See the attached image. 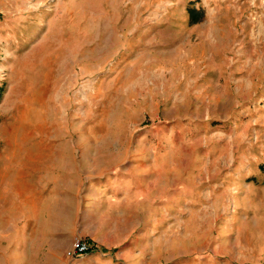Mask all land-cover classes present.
I'll return each instance as SVG.
<instances>
[{"label": "rangeland", "instance_id": "374dc122", "mask_svg": "<svg viewBox=\"0 0 264 264\" xmlns=\"http://www.w3.org/2000/svg\"><path fill=\"white\" fill-rule=\"evenodd\" d=\"M76 240L264 264V0H0V264Z\"/></svg>", "mask_w": 264, "mask_h": 264}, {"label": "crops", "instance_id": "0c3cea01", "mask_svg": "<svg viewBox=\"0 0 264 264\" xmlns=\"http://www.w3.org/2000/svg\"><path fill=\"white\" fill-rule=\"evenodd\" d=\"M72 264H112L111 261L101 260L96 254H93L92 249L86 255H81L77 257H70Z\"/></svg>", "mask_w": 264, "mask_h": 264}, {"label": "built area", "instance_id": "2783aa9c", "mask_svg": "<svg viewBox=\"0 0 264 264\" xmlns=\"http://www.w3.org/2000/svg\"><path fill=\"white\" fill-rule=\"evenodd\" d=\"M89 251H90V248L86 243L80 240H76L75 242H73L71 250L68 253V255L70 257H77L81 255H86L89 253Z\"/></svg>", "mask_w": 264, "mask_h": 264}, {"label": "trees", "instance_id": "16d2710c", "mask_svg": "<svg viewBox=\"0 0 264 264\" xmlns=\"http://www.w3.org/2000/svg\"><path fill=\"white\" fill-rule=\"evenodd\" d=\"M188 14H189V20L191 21V23H196L199 21L200 16L197 15L198 13L194 9H188Z\"/></svg>", "mask_w": 264, "mask_h": 264}]
</instances>
